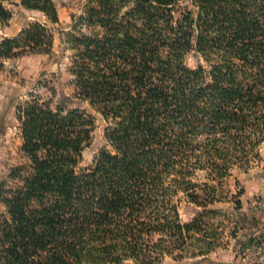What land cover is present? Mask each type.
I'll return each instance as SVG.
<instances>
[{"label": "trees", "instance_id": "1", "mask_svg": "<svg viewBox=\"0 0 264 264\" xmlns=\"http://www.w3.org/2000/svg\"><path fill=\"white\" fill-rule=\"evenodd\" d=\"M95 1L98 7L89 9L86 23L104 36L83 39L74 73L82 95L116 120L108 133L116 153L103 151L95 166L80 170L92 118L80 109L54 108L52 100L38 96L19 106L27 163L0 179V264H158L171 249L163 238L149 244L151 235L170 230L180 247L184 231L196 225L180 223L171 197L181 192L203 207L220 201L218 191L232 166L260 157L264 0H192L199 9L200 51L210 54L211 32L217 46L229 47L203 88L197 84L206 78L204 69L174 70L162 59L163 48L178 58L192 47V14L173 23L179 0L90 2ZM13 6L39 12L53 25L60 22L54 0H0L2 25L13 18ZM47 26L37 22L7 38L0 57L51 53ZM235 61L254 64L258 75L250 80ZM184 74L197 86L188 99L172 102L165 83ZM203 168L217 184L201 188L193 181ZM243 194L242 189L236 195L239 208ZM161 197L167 201L159 203ZM152 212L159 214L154 218Z\"/></svg>", "mask_w": 264, "mask_h": 264}, {"label": "rangeland", "instance_id": "2", "mask_svg": "<svg viewBox=\"0 0 264 264\" xmlns=\"http://www.w3.org/2000/svg\"><path fill=\"white\" fill-rule=\"evenodd\" d=\"M90 1L54 0L60 20L57 25L47 22L43 14L21 6L11 7L13 18L7 25L0 23V40L8 34L0 44L7 38L17 37L23 29L37 22L47 23V27L53 34V46L49 54L28 53L11 58L0 57V179L7 178L15 168L27 163L23 152L22 124L19 121L17 109L32 101L34 99L32 96H38L45 102L52 100L54 108L63 105L67 110L80 109L92 118L94 127L91 140L83 152L80 170L95 166L96 159L103 151L116 153L113 144L108 140V133L116 126V120L107 117L100 104H94L86 98V95H82L81 78L74 73V62L78 60L83 46H86L83 39L93 35L104 36L100 27L86 23L89 9L98 7L97 1L93 3ZM127 10V8L124 9L123 14ZM187 12L192 14L191 19L195 27L192 29L194 34L192 47L186 52H180L178 58L173 57L169 48L162 47L165 49L162 59L169 62L174 70L178 67L192 71L204 69L206 78L197 84L203 88L212 81L211 75L215 66L222 64L229 47L226 42L217 46L216 32H211L206 34L211 46V49H208L210 54L200 51L197 40L200 33L197 24L199 9L192 0L178 1L172 12L173 23L179 24L182 14ZM68 38L71 39V43L68 42ZM169 42L170 40L167 41ZM248 49L252 51L251 48ZM15 52L20 50L17 49ZM250 61H254L253 56L250 57ZM235 62L243 65L239 61ZM253 65L252 63L249 64L250 67L243 65L246 75L251 76L250 80L258 75ZM184 75L185 79L180 77L174 79L169 76L165 83L174 94L172 102L186 100L193 95L191 90L197 85L186 82L188 76ZM51 90H56V94L52 95ZM170 107L172 110L175 108L174 105ZM183 119L184 117L179 118L180 121ZM262 148H264V141L259 146V158L250 156V162L232 166L229 176L223 181L222 189L218 191L222 200L203 207L190 202L181 192L171 197L172 204L177 206L180 223L196 225L193 229L184 231L186 240L180 247L176 244L177 239L172 237L174 233L172 234L170 230L151 235L148 239L149 244L153 246L163 238L167 240L166 244L171 249L172 255H165L158 264H264V231L256 237L249 232L244 235L247 232L245 229L255 232L252 228L254 222H248L246 219L243 205L240 208L236 205L237 193L244 190L242 175L248 174L261 165L263 158L260 149ZM213 177L210 170L197 169L193 181L203 188L207 184H217ZM163 200L167 201V198L161 197L158 202ZM0 211H4L1 205ZM152 213L154 218L159 214V212ZM243 235L246 240L243 239ZM215 252L225 254L226 261L218 263L210 259L211 256H215ZM123 264L139 263L125 260Z\"/></svg>", "mask_w": 264, "mask_h": 264}, {"label": "crops", "instance_id": "3", "mask_svg": "<svg viewBox=\"0 0 264 264\" xmlns=\"http://www.w3.org/2000/svg\"><path fill=\"white\" fill-rule=\"evenodd\" d=\"M7 36L8 34H5L3 39H5ZM2 40H0V42ZM260 153L263 158L261 165L248 174H243L241 178L244 194L240 197V200L242 201V205L245 208L246 219L248 222H254L252 223V228L255 229V232H250L248 229H245L247 232H245L244 235H247L249 232V234H253V237L258 236L264 231V148L260 149ZM244 235L243 239L246 240ZM224 256L225 254L217 252L215 256H211L210 259L221 263L226 261Z\"/></svg>", "mask_w": 264, "mask_h": 264}]
</instances>
